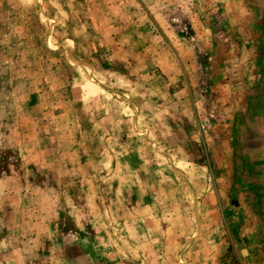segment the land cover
<instances>
[{
	"label": "rangeland",
	"instance_id": "374dc122",
	"mask_svg": "<svg viewBox=\"0 0 264 264\" xmlns=\"http://www.w3.org/2000/svg\"><path fill=\"white\" fill-rule=\"evenodd\" d=\"M0 264H264V0H0Z\"/></svg>",
	"mask_w": 264,
	"mask_h": 264
}]
</instances>
